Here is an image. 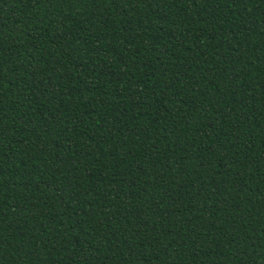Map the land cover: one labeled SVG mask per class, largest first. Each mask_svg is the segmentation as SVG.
Wrapping results in <instances>:
<instances>
[{"label": "trees", "instance_id": "16d2710c", "mask_svg": "<svg viewBox=\"0 0 264 264\" xmlns=\"http://www.w3.org/2000/svg\"><path fill=\"white\" fill-rule=\"evenodd\" d=\"M0 264H264V0H0Z\"/></svg>", "mask_w": 264, "mask_h": 264}]
</instances>
